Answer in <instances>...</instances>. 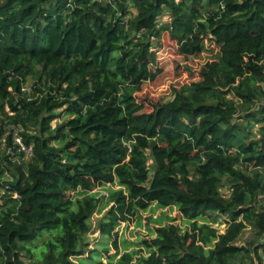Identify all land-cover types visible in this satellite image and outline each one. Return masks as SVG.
I'll return each instance as SVG.
<instances>
[{"label":"trees","instance_id":"trees-1","mask_svg":"<svg viewBox=\"0 0 264 264\" xmlns=\"http://www.w3.org/2000/svg\"><path fill=\"white\" fill-rule=\"evenodd\" d=\"M164 33L181 56L206 39L220 54L148 113L136 95ZM109 183L89 249V192ZM154 204L189 229L122 252L118 227ZM75 258L264 264V0H0V264Z\"/></svg>","mask_w":264,"mask_h":264},{"label":"rangeland","instance_id":"rangeland-1","mask_svg":"<svg viewBox=\"0 0 264 264\" xmlns=\"http://www.w3.org/2000/svg\"><path fill=\"white\" fill-rule=\"evenodd\" d=\"M167 21V18H164ZM204 51L195 57H184L178 54V48L169 34L164 33L158 42H155V48L149 59L150 67L156 73L154 81L147 82L143 85L142 91L137 93V99L144 104L145 112H152L156 105L164 103L171 99L174 89L179 88L190 82H197L203 79V74L208 71L209 66L215 62L219 56V46L206 39ZM13 152L10 151V154ZM120 189L118 184H104L97 187L89 194L94 195L98 199H103L100 203L97 214H94L91 224L93 230L87 236L89 249H94L98 239L99 232H94L96 224L101 216L109 209L108 199L110 192ZM88 194V193H87ZM151 206L146 212L140 211L137 216L133 217L131 222L121 223L117 231L119 232V242L122 252L138 250L136 244L143 239H150L151 231L162 225L175 222L179 225L182 231L189 229V223L183 220L176 207L159 208ZM172 209V211H170ZM225 224L219 228L223 232ZM218 227V225H216ZM251 235L248 229L244 234V239L239 242V245H244L245 239ZM111 254L114 250L111 249ZM25 263H30V259L23 257ZM74 263H79L80 258L72 260Z\"/></svg>","mask_w":264,"mask_h":264},{"label":"built area","instance_id":"built-area-1","mask_svg":"<svg viewBox=\"0 0 264 264\" xmlns=\"http://www.w3.org/2000/svg\"><path fill=\"white\" fill-rule=\"evenodd\" d=\"M15 143L22 146V142H21V139L16 135L15 136ZM22 150L26 153V154H30L31 152V149L30 148H26L24 146H22Z\"/></svg>","mask_w":264,"mask_h":264},{"label":"crops","instance_id":"crops-1","mask_svg":"<svg viewBox=\"0 0 264 264\" xmlns=\"http://www.w3.org/2000/svg\"><path fill=\"white\" fill-rule=\"evenodd\" d=\"M153 206H155V205H153ZM153 206H152V207H153ZM170 211H172V209H170Z\"/></svg>","mask_w":264,"mask_h":264}]
</instances>
